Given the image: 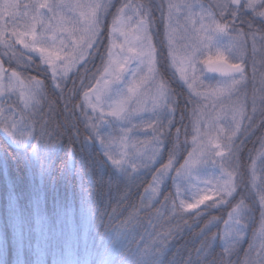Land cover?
Masks as SVG:
<instances>
[{"label":"trees","instance_id":"1","mask_svg":"<svg viewBox=\"0 0 264 264\" xmlns=\"http://www.w3.org/2000/svg\"><path fill=\"white\" fill-rule=\"evenodd\" d=\"M153 18L156 37L160 39L163 24L158 14ZM110 19L105 20L104 27ZM259 26L264 31V23L259 21ZM160 41L159 65L167 71L166 52ZM106 45L104 28L98 41L100 52ZM16 50L20 52L18 47ZM0 51L10 52L1 45ZM0 60L3 61L1 53ZM35 61L18 65L17 71L22 76L29 73L47 85L41 116L46 117L50 133L46 139L53 147L41 161L33 160L30 147L25 151L15 148L0 133V264H150L153 254L161 249L160 259L165 264H221L222 256L243 261L260 220L259 201L257 198L254 202L256 194H251L249 187L237 189L239 194L230 199L232 206L204 209L199 216L198 212L187 213L179 207L173 215L171 196L167 203L164 201L165 195H172L170 182L158 201L146 206L144 193L156 170L169 158L167 150L158 168L130 179L120 176L106 161L101 163L103 158L98 156L100 150L95 143H76L69 154V129L64 128L69 134L56 135L60 126L68 122L77 123L82 139L86 134L75 106L93 84L94 74L98 75L102 65L99 53L89 58L87 70L81 67L60 83L64 89L62 98L59 89L53 88L49 73L38 71L39 60ZM169 78L176 100L183 106L179 115L186 114L184 90L172 76ZM249 129V137L239 148L244 184H249L244 175L246 167L264 142V108ZM182 153L180 156L185 157ZM241 195L245 205L254 209L252 222L245 241L226 251L220 242L223 222L207 228L205 225L213 216L227 219Z\"/></svg>","mask_w":264,"mask_h":264},{"label":"snow or ice","instance_id":"2","mask_svg":"<svg viewBox=\"0 0 264 264\" xmlns=\"http://www.w3.org/2000/svg\"><path fill=\"white\" fill-rule=\"evenodd\" d=\"M185 6L189 8L195 7V5L191 4ZM61 7L63 5L49 2V0H30V2L0 0V36H4L6 39L15 37V43L38 55L39 65H44L45 67L40 68L37 65V70L43 74L51 73L52 85L59 89L61 98L64 96V89L61 88L59 81L67 78L68 73L77 64L87 70L89 58L99 53L102 62V72L100 68L97 69L99 78L96 79L94 85H89L91 94L89 91H84L83 99L75 106V108L83 112L86 118H88V113L85 108L91 109L92 114L99 113V115L91 117V124L85 119L84 124L87 131L83 139L79 133L77 123L71 122L61 125L56 135L62 137L70 133L67 145L69 154L72 153V146L76 143L99 144L100 152L98 156L103 158L101 163L106 161L108 165H111L112 169L120 172L125 168L126 154H121L117 157L108 152L110 135L101 136L99 134L101 125L112 121L118 125L131 124L132 127L128 129L129 132L140 128L142 125L133 123V120L143 119L141 113L147 110L140 107L141 104L146 103L143 99L145 86H155L156 103L166 100L170 91L164 75L157 67L160 61L158 60V46L154 43L151 32L154 26L153 22L149 20L145 11H140L138 14L139 18L135 22V38L129 39L126 26L132 17L127 16L126 10L131 7L130 4L122 3L114 14L108 12L110 7H114L112 4H91L88 6L90 9L88 12L81 13V20L72 22L73 27L71 29H59V31L67 33V35L61 37L59 42H57L55 35H49L45 38L43 33H40V28L44 27L45 18L51 21V19L56 17L58 14L57 9ZM215 7L218 12H213L208 17L203 14L200 16V26L194 28L196 36L185 46L179 65L176 63V55L171 39L168 36L170 16L165 15L163 11L161 13V21L164 25L165 34L160 41V45L168 47L167 59L171 61V66L176 68L180 80L187 85L190 91L194 82L201 79L209 80L208 74H211V79L215 80V83H209L208 87L213 89L212 94L216 96L219 105L223 106L222 111L226 117L229 114L228 104L237 86L244 81L247 70L245 66H242L246 64L244 57L234 52V41L245 36L236 27L235 21L239 19L241 23H244L243 17L257 16L264 22V0H224L222 4H217ZM109 14L112 15V23L107 36L108 43L104 51L100 52L98 41L102 38L103 18ZM125 16H127V19H125ZM29 18L30 22L23 24V30L17 31L16 29L21 26V22L29 20ZM248 26L249 29L253 26L251 19L248 21ZM201 33L205 35L201 36ZM252 38L255 41L254 35ZM261 39H264V36ZM116 49H119V52H116ZM13 80L19 82L22 87L25 86V78L16 69L5 68L3 63H0V82L8 81L9 90H11ZM27 83L29 86L34 85V87H30L27 97H25L23 91L21 92V100L24 102L25 108L28 107L30 102L36 101L41 90L47 87L45 81L35 77H27ZM196 95L200 94L196 93ZM262 100H264V97H262ZM154 106L156 105L154 104ZM109 117L114 118V121L109 120ZM3 118L4 122H7L3 127V131L11 138L13 143L23 145L25 140L32 137L35 141L32 146L33 150H35L37 143L41 146L40 161L44 158V149L53 147V143L46 139L50 135L47 124L41 123L38 129H34V136L33 132L28 135L16 134L9 130L10 127L14 128L16 126V119L13 117L9 121L8 113H3ZM77 121H79V118H77ZM233 122H235L234 118ZM65 127L69 129V133L64 131ZM165 138L166 134L161 130L155 139V143L157 149L167 150L169 160L153 177V183L163 181L167 175L171 180V184L175 186L174 195L170 193L164 196L165 203L171 196L173 215L178 212L177 200L179 201V208H182L184 212L199 208L200 205L205 204L209 200H212L213 203L207 205L208 208L215 207L217 204L232 206V201L228 200L227 197H232L234 200V194H239L237 192L238 182L232 179L234 174H237L236 167H238V164L229 162L231 168L226 171L228 166L223 163L226 157L220 151L222 145L210 141L214 155L221 157L218 169L220 175L215 178L214 182L211 180L203 181L204 187L200 189L202 194L195 198V202L185 203L184 199L181 198L179 184L195 179L193 173L201 161L194 158V151H189L187 158L179 157L174 160L177 156V149L174 144L171 147L166 145L164 143ZM228 139L231 140V137ZM223 146L227 148V145ZM229 155H232L231 149H229ZM181 159L183 160L182 163L180 162ZM203 162L206 163L207 160ZM131 163L134 167L136 166L134 160ZM211 163L216 165L218 162L212 160ZM171 173L175 174L172 175ZM126 175L127 172H125L124 176ZM209 188L211 191L208 190ZM153 190L155 191V189ZM213 194L217 199H214ZM257 198L261 223L264 225V186L253 197L254 202ZM253 211L254 209L251 207H246L244 197L241 195L240 201L227 213V219H224L223 216H213L205 225V228L209 225H219L220 222H223L226 230L233 234V239L238 245L243 239L242 234L249 226L248 222L252 218ZM196 215L199 216L201 213L198 212ZM254 250L250 244L242 262H234L230 258L226 259L225 256H222L221 264H264V245L261 246L260 252L257 253L255 259L251 257V252ZM162 254L163 249L158 253H154V259L150 264H165L160 259Z\"/></svg>","mask_w":264,"mask_h":264},{"label":"rangeland","instance_id":"3","mask_svg":"<svg viewBox=\"0 0 264 264\" xmlns=\"http://www.w3.org/2000/svg\"><path fill=\"white\" fill-rule=\"evenodd\" d=\"M22 2H30V0H22ZM49 2L58 3L63 5V7L57 9L58 14L54 19H51V21L47 18L44 19V27L40 28V33H43L45 38L49 35H55L57 42H59L61 37L67 35V33L59 31V29H71L73 27L72 22L81 20V13L90 10L88 7L89 5L96 3H103L106 5L112 4L114 7H110L108 12L114 14L122 3H128L131 7L126 10L127 16L132 17L126 26L129 39L135 38V22L139 18V12L145 11L149 20L153 22L154 26L151 32L153 41L158 46L159 40L164 38L165 29L163 25L161 38L159 39L156 37L157 31L153 17L155 14H158L161 20V13L163 11L165 15L170 16L168 36L171 39L172 47L176 55V63L179 65L180 59L185 51V46L196 36L194 28L200 26V16L203 14L205 17H208L213 12H218L215 6L217 4H222L224 0H49ZM188 4L195 5V7H186L185 5ZM127 16H125V19H127ZM107 18L110 20L106 22L108 24H106L104 28H107L108 36V31L112 23V15H105L103 18L104 22ZM243 19L245 21L244 23H241L239 19L235 21L236 27L240 29L245 36L234 41V52L244 57L246 64L242 66H245L247 70L244 81L237 86L228 104L229 114L225 117L222 111L223 106L219 105L216 96L212 94L213 89L208 87L209 83L214 84L215 80L211 79L210 75L209 80H197L193 83V88L190 91L187 85L180 80L176 68L171 66V61L167 59L168 47L164 46L166 52L165 61H167L169 69L167 71L163 70L162 64H158L157 67L163 75H167V77L164 76V79L167 81L170 89L168 98L156 103L155 86H145L143 99L146 103L141 104L140 107L147 110L141 113L143 119L138 118L133 120V123L142 125V127L129 132L128 129L132 127L131 124L118 125L112 121H108L102 124L99 129V134L101 136L110 135L108 152L117 157L121 154H126L125 168L118 172L120 176L125 177L124 174L127 172L126 176L128 178L136 179L149 171L155 170L156 167L158 168V164L162 161L166 152L165 149H157L155 143L156 137H158L162 130L166 134L164 143L169 147L174 144L177 149V156L174 160L181 157V152L184 153V158H187L188 152L194 151V158L201 161V163L197 165L198 168L193 173L195 179L184 181L179 184L181 188V198L184 199L185 203L195 202V198L202 194L200 189L204 187L203 181L211 180L214 182L215 178L220 175L218 169L221 157L214 155V150L211 148L210 141L222 145L220 151L223 152L226 157L223 161V163L228 166L226 167V171L231 168L229 162L238 164V167H236L237 174H234L232 177L234 181L238 182V188L246 189L249 187L251 194H256L261 190L262 186H264V142L259 144L258 149L251 159V164L249 163V166L246 167L247 172L244 175L247 179L249 178V184H244L241 180L243 177V162L241 163L242 154H239V148L241 142L249 137L247 133L250 131L249 127L251 122H253L254 119L256 120L257 116L264 108V100H262V97H264V39H261V37L264 36V31H262L259 26V21H261L259 17L251 16L243 17ZM249 19H251L253 23L251 29H249L248 26ZM29 22L30 18L29 20L22 21L21 26L16 30L22 31L23 24ZM200 35L204 36L205 34L201 33ZM253 35L255 36V41H253ZM0 45L2 48L10 50L9 53L0 51L3 58V61L0 60V63H3L5 68L17 70L18 65L25 63L29 64L28 62H30L31 65L32 62L36 63L35 60H39L38 55L26 50L22 45L15 43V37L6 39L4 36H0ZM17 47L20 52L16 50ZM115 51L119 52V49ZM40 66L45 67L44 65ZM79 68H81V65L77 64L76 67L68 73V77L61 79L59 82H65L71 75L76 74ZM100 71L102 72V65L100 66ZM48 73L51 78V73ZM169 76H172L174 81L178 82L184 90L186 98L183 99V102L184 106H186V114L179 115L180 109L183 106H180L176 100L177 96L175 95ZM22 77L25 78V86L22 87L19 82L13 80L11 90H9L8 81L0 82V110H2L0 111V133L15 148L25 151L30 147L31 158L33 160H38L40 158L41 146L37 143L35 150H33L32 146L35 141L32 137H29L25 140L24 144L21 145L13 143L11 138L3 131V127L5 123H7L4 122L3 113H8L9 121L13 117L16 119V126L14 128L10 127L9 129L16 134L21 133L28 135L33 132L34 129H38L41 123H46V117H44V115L41 116V109L43 101L45 100V89L41 90L36 101L30 102L28 107L25 108L24 102L21 100V92L23 91L25 97H27L30 87H34V85L29 86L27 83V77H32L29 73ZM98 78L99 73L98 75L94 74L92 85L95 84ZM53 88L56 89L54 86ZM88 91L91 94V88H89ZM196 93L200 95H196ZM82 99L83 94L80 101ZM154 104L156 106H154ZM10 109L11 111H9ZM85 111L88 113V118L84 116L80 109H78L77 113L79 116L81 115L83 121L87 119L89 124L92 123L91 117L93 115H99V113L92 114L91 109L85 108ZM233 118L235 122H233ZM108 119L114 121V118L109 117ZM184 119H186V122ZM97 123H99V121H97ZM149 125H151V127H149ZM154 130L156 131L154 132ZM34 135L35 133L33 132V136ZM229 137H231V140L228 139ZM223 145H227V148ZM96 146L100 150L99 144H96ZM229 149L232 150L231 156L229 155ZM48 151V149H44V156L48 154ZM133 160L136 162L135 167L131 163ZM168 160L169 158H167L165 164L168 163ZM205 160H207L206 163L203 162ZM212 160H216L218 163L213 165L211 163ZM180 162L182 163L183 160ZM163 166L164 165L156 170L154 176L157 175V172L159 169L163 168ZM171 174L174 175L175 173ZM169 182L171 184V180L167 175L163 181L156 182L155 184L153 183V179L151 180V183L144 193L146 206H152L158 201ZM171 187L172 195H174L175 186L171 184ZM153 189H155V191ZM208 190L211 191L210 188ZM231 198L232 197H227L228 200ZM214 199H217L215 195ZM212 203V200L206 201L205 204L200 205L199 208L192 209L187 213L203 211L204 209H208L207 205ZM176 205L179 207L178 200L176 201ZM223 206H225V204H217L210 209L216 210ZM250 222H252V218L249 220L248 225H250ZM247 231L248 228L242 234L243 239L239 243L245 241ZM220 242L226 251L236 246L233 234H230L226 230L225 225H223L220 233ZM250 244L255 249L251 252V257L255 259L257 253L260 252L261 246L264 245V225H262L261 219L257 224L256 232L253 234L249 245ZM248 250L249 246L246 252H248ZM242 260H244V257Z\"/></svg>","mask_w":264,"mask_h":264},{"label":"water","instance_id":"4","mask_svg":"<svg viewBox=\"0 0 264 264\" xmlns=\"http://www.w3.org/2000/svg\"><path fill=\"white\" fill-rule=\"evenodd\" d=\"M208 75H210V76H211V74H208Z\"/></svg>","mask_w":264,"mask_h":264}]
</instances>
